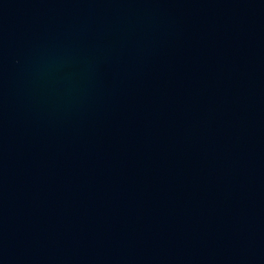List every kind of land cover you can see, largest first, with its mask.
Returning <instances> with one entry per match:
<instances>
[{"label":"water","instance_id":"95a60500","mask_svg":"<svg viewBox=\"0 0 264 264\" xmlns=\"http://www.w3.org/2000/svg\"><path fill=\"white\" fill-rule=\"evenodd\" d=\"M0 264H264V0H0Z\"/></svg>","mask_w":264,"mask_h":264}]
</instances>
